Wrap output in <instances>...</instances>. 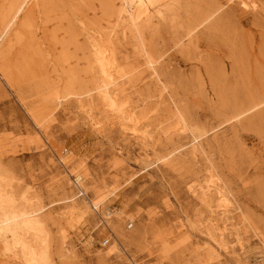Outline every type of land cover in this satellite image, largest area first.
Instances as JSON below:
<instances>
[{
  "label": "rangeland",
  "instance_id": "374dc122",
  "mask_svg": "<svg viewBox=\"0 0 264 264\" xmlns=\"http://www.w3.org/2000/svg\"><path fill=\"white\" fill-rule=\"evenodd\" d=\"M141 2L0 0V264H264V0Z\"/></svg>",
  "mask_w": 264,
  "mask_h": 264
},
{
  "label": "bare ground",
  "instance_id": "6f19581e",
  "mask_svg": "<svg viewBox=\"0 0 264 264\" xmlns=\"http://www.w3.org/2000/svg\"><path fill=\"white\" fill-rule=\"evenodd\" d=\"M130 1L132 4H135L137 9L143 10V12L145 11L142 5L141 0H128ZM243 4V3H242ZM246 5V4H245ZM142 14V13H141ZM104 46V45H103ZM103 47L99 45V43L95 42L93 40V49H94V60H96L95 62H97V67L98 70L100 72V75L102 76V78H104V82L102 81V83L100 85H98L97 87V91H98V96H100L105 102H107L108 104L111 105V107H113L112 109L117 111V105H115V103L112 101L113 100V88H111V85L114 84V78H111L109 69L106 67L105 65V60H104V53H103ZM105 51V50H104ZM105 61V62H104ZM109 67V66H108ZM96 72V71H95ZM99 84V83H98ZM120 117V116H119ZM74 184L77 186H79V190H83V186H82V177L80 175H76L73 179ZM211 183V182H210ZM219 188V187H218ZM214 189V185H205V187H201V197H202V201L208 206H210V200H209V194L211 193V191ZM218 194L219 197V206L218 209L222 210V213L226 212V204H227V198L225 196L224 193H222L220 190L216 192ZM94 209L96 206H93ZM19 216V215H18ZM37 221V220H36ZM35 219L29 218V216H26V225L29 226H33V224H38V221L36 223ZM22 222V221H21ZM1 221H0V231L3 230L2 226H1ZM24 223V222H23ZM21 227V226H20ZM23 227V226H22ZM28 228V227H27ZM31 228V227H30ZM33 229V228H32ZM35 229V228H34ZM31 230V229H30ZM210 234V233H209ZM220 234H222V230L220 231ZM14 238V237H13ZM16 241V240H15ZM23 241V240H22ZM24 243V242H23ZM23 246V245H22ZM24 247V246H23ZM114 250V249H113ZM112 250V251H113ZM42 258L41 254H38L35 250H30L26 253V259L25 262L26 264H38L39 260Z\"/></svg>",
  "mask_w": 264,
  "mask_h": 264
},
{
  "label": "built area",
  "instance_id": "2783aa9c",
  "mask_svg": "<svg viewBox=\"0 0 264 264\" xmlns=\"http://www.w3.org/2000/svg\"><path fill=\"white\" fill-rule=\"evenodd\" d=\"M108 242H109V239L108 238H103L102 241L100 242V244L101 245H106Z\"/></svg>",
  "mask_w": 264,
  "mask_h": 264
}]
</instances>
